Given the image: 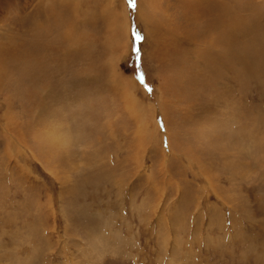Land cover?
Returning a JSON list of instances; mask_svg holds the SVG:
<instances>
[{"label":"rangeland","instance_id":"1","mask_svg":"<svg viewBox=\"0 0 264 264\" xmlns=\"http://www.w3.org/2000/svg\"><path fill=\"white\" fill-rule=\"evenodd\" d=\"M0 264H264V0H0Z\"/></svg>","mask_w":264,"mask_h":264},{"label":"snow or ice","instance_id":"2","mask_svg":"<svg viewBox=\"0 0 264 264\" xmlns=\"http://www.w3.org/2000/svg\"><path fill=\"white\" fill-rule=\"evenodd\" d=\"M129 7H131L133 10L136 8V0H128ZM139 38V37H137Z\"/></svg>","mask_w":264,"mask_h":264}]
</instances>
